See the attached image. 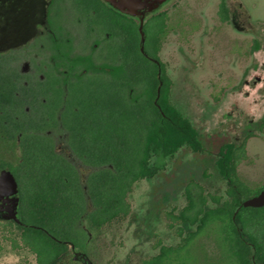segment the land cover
<instances>
[{"label": "flooded vegetation", "instance_id": "1", "mask_svg": "<svg viewBox=\"0 0 264 264\" xmlns=\"http://www.w3.org/2000/svg\"><path fill=\"white\" fill-rule=\"evenodd\" d=\"M99 2L118 12L103 0H0V253L8 247L33 259L25 257L17 264H131L108 256V247L102 242L103 230L125 222L131 212L127 197L134 185L159 176L166 170V161L181 150L166 158L163 168L152 178L132 184L124 198L128 213L123 218L103 225L90 222L88 215L96 210L97 190L114 182V161L117 144L120 145L117 134L108 137L100 133V123L122 119L117 111L122 107L130 109L144 92L143 84L132 87L131 79L125 80V85L118 83L121 80L115 84L117 46L121 40L130 39L122 31L112 29L113 17L101 15ZM220 21L226 23L228 19ZM164 42L156 61L166 69L160 58ZM172 87L173 84L171 93ZM170 101L191 122L171 100V95ZM233 107L238 118L246 117L243 106ZM225 116L233 119L234 112L231 110ZM250 124L252 121L241 130V134L246 131L241 141L226 142L217 151L215 171L226 189L227 181L220 175L216 162L227 144L238 147L244 143L246 152L247 140L253 137L248 133ZM194 129L201 149L199 152L188 149L200 154L202 135ZM124 141L127 152L131 139L128 136ZM244 158L236 165L237 177V167ZM102 173L107 177L101 181ZM187 188L192 194L197 188L202 190L200 184L189 180L184 187L185 206L176 215L169 214L172 224L168 227L174 230L178 243L166 246L157 241L155 254L136 264H149L161 256L163 249L169 251L172 259L164 264H212L204 255L198 257L201 245L196 251L197 241L204 238L213 242L209 229L185 243L190 233L196 231L195 225L180 218L188 204ZM212 198L224 200L210 196L208 199L214 205L210 206L205 197L209 208L216 206ZM48 203L79 205L75 216L77 229L71 233V240H57L42 226L25 222L35 216V205ZM28 228L38 229L61 244L62 252L52 258L46 243H26L22 237ZM36 246L45 255L39 256Z\"/></svg>", "mask_w": 264, "mask_h": 264}, {"label": "rangeland", "instance_id": "2", "mask_svg": "<svg viewBox=\"0 0 264 264\" xmlns=\"http://www.w3.org/2000/svg\"><path fill=\"white\" fill-rule=\"evenodd\" d=\"M220 1L167 0L160 8L170 18L160 58L172 80L171 100L202 135L203 152L194 154L184 147L166 161L159 176L134 185L125 222L103 230L102 242L112 260L136 264L155 254L157 241L166 246L178 243L168 227L169 214L176 215L185 206L189 180L202 186L210 206H214L210 196L225 199L226 185L214 161L222 144L241 141L248 121L253 137L247 140L237 174L250 188L264 184V0H225L226 23L219 18ZM236 104L243 106L246 117H237ZM231 110L233 119L225 116ZM196 251L200 258L217 252L204 238L196 242ZM25 257L33 260L6 247L0 264H17Z\"/></svg>", "mask_w": 264, "mask_h": 264}, {"label": "trees", "instance_id": "3", "mask_svg": "<svg viewBox=\"0 0 264 264\" xmlns=\"http://www.w3.org/2000/svg\"><path fill=\"white\" fill-rule=\"evenodd\" d=\"M100 3V2H99ZM101 15L113 17V28L122 31L130 40H121L117 46V65L115 67V84L121 80L125 85L131 79V86L143 84V97L134 101L131 108L117 111L116 123L101 122L100 133H115L120 137L114 165L115 178L112 185L97 190L96 210L89 213L91 223L103 225L117 221L128 213V205L124 198L130 192L132 184L143 178H152L165 164V159L173 156L179 149L189 148L199 152L201 143L197 131L190 120L171 104V79L165 65L160 63V78L157 77L158 67L151 59L158 60L157 53L170 30L169 15L166 10L148 15L143 22L144 43L140 51L139 22L136 18L127 17L107 8L100 3ZM218 14L222 21H227L228 10L225 0L218 6ZM161 82L159 96L157 87ZM118 102V101H117ZM125 116L128 117L125 121ZM130 137L131 145L125 151L124 138ZM122 139V141H121ZM245 157L244 143L240 146L227 144L220 152L216 162L219 173L227 181L225 199L212 198L216 206L209 208L205 203L202 190L197 188L192 194L186 189L187 206L181 212L184 223L195 225L196 231L190 233L187 241L200 235L205 229L210 230L213 244L217 251L213 257L204 256L212 264H264V206L260 208L243 207L242 202L257 194L264 184L250 188L239 180L236 175L238 161ZM107 174H101L104 180ZM92 191V190H91ZM78 204H37L33 211L35 216L26 223L42 226L55 239H72L76 223ZM239 209L237 212L236 210ZM236 212V213H235ZM45 217H43V216ZM68 231L67 233L64 231ZM22 239L31 245H48L49 255L54 258L62 252L61 244L47 237L35 228L25 230ZM34 240V242H33ZM39 256L44 251L36 246ZM169 251L163 249L161 256L151 260L149 264H164L171 261ZM181 259H183L181 257Z\"/></svg>", "mask_w": 264, "mask_h": 264}, {"label": "water", "instance_id": "4", "mask_svg": "<svg viewBox=\"0 0 264 264\" xmlns=\"http://www.w3.org/2000/svg\"><path fill=\"white\" fill-rule=\"evenodd\" d=\"M107 4H109L112 8L117 10L118 12L130 16L132 18H137L139 21L138 31L140 34V51L143 55H145L143 50L144 43V33L142 30L143 21L146 15L152 14L159 9L161 5H163L167 0H103ZM146 56V55H145ZM158 67L157 77L160 78V66L158 61L152 60ZM161 82L157 87V97L154 100L156 104V100L159 96ZM243 207H252V208H260L264 206V188H262L257 194L252 197L244 200L242 202ZM239 209L236 210V212ZM235 212V213H236Z\"/></svg>", "mask_w": 264, "mask_h": 264}]
</instances>
